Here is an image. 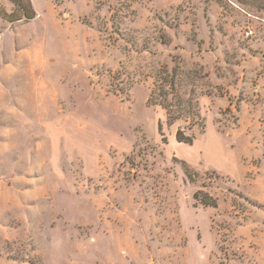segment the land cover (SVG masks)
Wrapping results in <instances>:
<instances>
[{
    "label": "rangeland",
    "instance_id": "374dc122",
    "mask_svg": "<svg viewBox=\"0 0 264 264\" xmlns=\"http://www.w3.org/2000/svg\"><path fill=\"white\" fill-rule=\"evenodd\" d=\"M19 1L0 264H264V0Z\"/></svg>",
    "mask_w": 264,
    "mask_h": 264
},
{
    "label": "trees",
    "instance_id": "16d2710c",
    "mask_svg": "<svg viewBox=\"0 0 264 264\" xmlns=\"http://www.w3.org/2000/svg\"><path fill=\"white\" fill-rule=\"evenodd\" d=\"M25 4L28 5V6L30 7V3L27 2V1H25V0H20V1L18 2L19 7H20V6H23V5H25ZM151 100H152V97H150V99H149V103H150ZM176 135H177V140H178L179 142L189 143V142L191 141V138H185L186 140L183 141V140L180 138V137H181V133H180V132H178ZM178 137H179V138H178ZM195 198L197 199L196 194H195ZM208 201H210V200H207V199L202 200V199H201V202H203L204 204H207Z\"/></svg>",
    "mask_w": 264,
    "mask_h": 264
},
{
    "label": "built area",
    "instance_id": "2783aa9c",
    "mask_svg": "<svg viewBox=\"0 0 264 264\" xmlns=\"http://www.w3.org/2000/svg\"><path fill=\"white\" fill-rule=\"evenodd\" d=\"M251 35H252V32H251V31H248V32L245 33V36H246V37H249V36H251Z\"/></svg>",
    "mask_w": 264,
    "mask_h": 264
}]
</instances>
